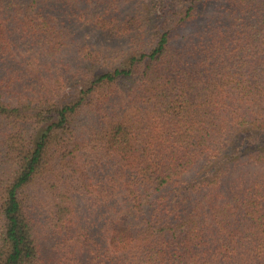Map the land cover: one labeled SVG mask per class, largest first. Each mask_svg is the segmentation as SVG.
<instances>
[{
	"label": "trees",
	"instance_id": "trees-1",
	"mask_svg": "<svg viewBox=\"0 0 264 264\" xmlns=\"http://www.w3.org/2000/svg\"><path fill=\"white\" fill-rule=\"evenodd\" d=\"M0 264H264V0H0Z\"/></svg>",
	"mask_w": 264,
	"mask_h": 264
},
{
	"label": "rangeland",
	"instance_id": "rangeland-1",
	"mask_svg": "<svg viewBox=\"0 0 264 264\" xmlns=\"http://www.w3.org/2000/svg\"><path fill=\"white\" fill-rule=\"evenodd\" d=\"M51 239H52L51 236H50L48 242L45 241V240L43 239V240H44V244L46 245V248L44 249V251H45V253L48 254V255H50V251H51V250L55 249V248L53 247V243H52ZM47 244H48V246H47Z\"/></svg>",
	"mask_w": 264,
	"mask_h": 264
}]
</instances>
